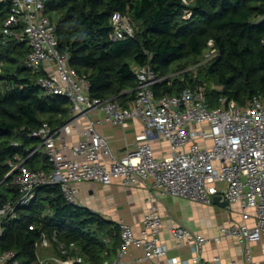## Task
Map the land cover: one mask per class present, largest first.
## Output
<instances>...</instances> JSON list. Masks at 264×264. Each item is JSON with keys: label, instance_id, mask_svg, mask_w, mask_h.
<instances>
[{"label": "trees", "instance_id": "obj_1", "mask_svg": "<svg viewBox=\"0 0 264 264\" xmlns=\"http://www.w3.org/2000/svg\"><path fill=\"white\" fill-rule=\"evenodd\" d=\"M11 8L10 0L0 1V209L20 197L12 162L50 169L41 150L30 155L39 140L28 132L43 122L60 127L72 111L67 97L46 95L38 84L43 72L26 65L28 42L14 37L3 42ZM46 12L57 22L59 49L88 77L94 97H117L125 104L138 85L133 65L150 63L165 77L154 85L158 97L202 87L210 107L219 106L222 97L243 106L254 96L264 101V0H51ZM116 12L130 17L135 36L111 40ZM211 40L217 49L213 58L171 75L200 62ZM3 227L0 253L15 251L18 264H41L36 242L43 236L54 256L74 264H108L121 245L119 223L70 202L60 184L38 187Z\"/></svg>", "mask_w": 264, "mask_h": 264}, {"label": "built area", "instance_id": "obj_2", "mask_svg": "<svg viewBox=\"0 0 264 264\" xmlns=\"http://www.w3.org/2000/svg\"><path fill=\"white\" fill-rule=\"evenodd\" d=\"M1 1V0H0ZM11 14L4 22L3 42L10 38L24 39L30 52L26 65L43 72L38 84L46 95H62L72 102L69 120L60 127L43 122L28 132L39 140V146L30 155L42 150L50 164L49 170L32 169L25 160L12 162L13 183L20 192L16 202L9 201L0 209V239L4 233L5 218H15L16 208L30 202L38 187L60 184L65 197L80 205L75 185L83 181L110 184L119 178L124 185L142 180L148 187L149 198L172 195L188 197L204 204L214 197L228 202L240 201L243 210L252 208L254 224L244 222L222 228L224 236L233 235L244 241L242 261L236 264H261L254 258L251 244L264 238V101L259 96L239 105L234 99L221 98V104L210 107L202 87H186L178 94L156 96L154 85L160 77L150 63L133 65L138 85L134 97L125 104L117 97L103 99L90 93V81L70 63L69 53L59 49L57 22L46 12L51 0H10ZM188 4V0H183ZM190 12L185 16H189ZM113 41L135 36V27L129 16L116 12L111 17ZM264 44V37L262 39ZM206 57L171 75H181L196 69L217 54L211 40ZM99 109L106 119L126 127L133 119L140 120L143 130L135 148L127 147L124 154L114 156L109 140L93 123L83 137L70 146L67 136L74 129L78 114ZM166 138L170 151L156 156L152 142ZM18 145L17 142H14ZM244 218L248 215L244 212ZM121 245L108 264H124L130 246L144 249V258L160 257L168 252L162 239V216L153 205L142 219V228L135 234L132 226L121 220ZM179 246L191 245L192 264H205L204 245L211 240L178 223L171 229ZM216 241L220 238L215 237ZM38 248L51 246L46 236L36 242ZM13 250L0 253V262L18 264ZM74 259L57 256L42 258L41 264H74ZM171 264H189V261L170 257Z\"/></svg>", "mask_w": 264, "mask_h": 264}, {"label": "crops", "instance_id": "obj_3", "mask_svg": "<svg viewBox=\"0 0 264 264\" xmlns=\"http://www.w3.org/2000/svg\"><path fill=\"white\" fill-rule=\"evenodd\" d=\"M73 131L68 134L69 147L83 137L86 127L93 123L98 131L110 142L115 157H121L126 148H135L137 137L143 130L140 120L133 119L124 127L106 119L99 109H90L85 114H78ZM156 156H165L170 151V143L166 138L152 142ZM42 151V150H41ZM77 200L80 205L101 214L104 218L129 223L135 234L142 228V219L149 209L155 205L162 216V239L168 245L167 254L151 259L144 258V249L135 245L130 246L125 255L124 264H171L170 257L189 261L193 256L191 245L179 246L172 236L171 229L181 223L195 233H201L211 238L203 248L202 258L205 264H236L242 261L244 241L237 236L222 234L224 226L248 222L254 224L255 216L252 208L243 210L240 201L204 204L188 197L165 195L149 198L150 192L142 180L124 185L119 178H113L110 184L96 181H83L75 185ZM244 212L248 218H244ZM219 237L216 241L214 238ZM254 258L264 264V238L260 243L250 245ZM54 256L52 246L42 248L41 257ZM0 264H5L0 262Z\"/></svg>", "mask_w": 264, "mask_h": 264}, {"label": "rangeland", "instance_id": "obj_4", "mask_svg": "<svg viewBox=\"0 0 264 264\" xmlns=\"http://www.w3.org/2000/svg\"><path fill=\"white\" fill-rule=\"evenodd\" d=\"M209 52V49L207 48L206 50H205V53H204V55L200 58V60L202 61L206 56V54ZM195 64H199V63H194V64H192V65H190V66H194ZM175 73V72H174ZM173 73V74H174ZM42 251V248H39V252H41Z\"/></svg>", "mask_w": 264, "mask_h": 264}, {"label": "water", "instance_id": "obj_5", "mask_svg": "<svg viewBox=\"0 0 264 264\" xmlns=\"http://www.w3.org/2000/svg\"><path fill=\"white\" fill-rule=\"evenodd\" d=\"M213 201L216 202V203H223L224 205L227 203L226 201H224V202L221 201L219 196H215Z\"/></svg>", "mask_w": 264, "mask_h": 264}]
</instances>
